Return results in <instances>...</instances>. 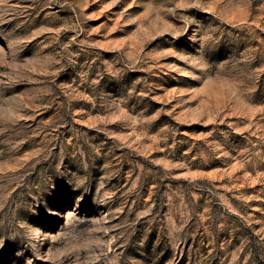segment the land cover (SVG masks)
Masks as SVG:
<instances>
[{
	"label": "rangeland",
	"instance_id": "obj_1",
	"mask_svg": "<svg viewBox=\"0 0 264 264\" xmlns=\"http://www.w3.org/2000/svg\"><path fill=\"white\" fill-rule=\"evenodd\" d=\"M0 264H264V0H0Z\"/></svg>",
	"mask_w": 264,
	"mask_h": 264
}]
</instances>
